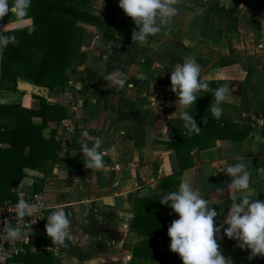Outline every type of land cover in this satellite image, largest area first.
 Instances as JSON below:
<instances>
[{
	"label": "crops",
	"instance_id": "crops-1",
	"mask_svg": "<svg viewBox=\"0 0 264 264\" xmlns=\"http://www.w3.org/2000/svg\"><path fill=\"white\" fill-rule=\"evenodd\" d=\"M38 1L31 0L28 9L31 23ZM54 4L57 15L50 17L60 21L54 40L71 49L70 60H79L81 52L84 56L74 70L67 71L63 86L44 94L47 102L63 106L65 116L56 124V158L47 171L23 166L25 175L14 187L44 188L46 202L39 222L43 235L17 243L49 252L45 264H183L170 250L167 234L178 214L159 201L160 177L178 169L173 148L167 144L178 132L187 135L184 158L188 161L180 170L178 186L187 182L198 189L218 212L217 225L227 215L233 195L264 200V0H180L171 24L143 44L132 42L137 26L119 7V0H56ZM47 26L39 22L31 34L28 27L22 28L28 31L24 38L42 43L39 40L47 36L41 31ZM19 29L11 12L0 20L4 35ZM184 57L195 58L201 80L209 85V91L198 92L195 104L187 109L198 120L199 134H189L184 127L176 111L178 97L171 91V69ZM115 69L125 74L123 88L104 79ZM225 83L232 88L231 102L220 105L223 114L216 119L209 110L215 103L212 90ZM4 84L0 73V99L17 102L18 113L29 115L38 107L32 91ZM31 120L39 121V116ZM13 122L10 112L0 113V146L8 145ZM48 128V123L42 125L43 137ZM85 130L103 139L102 170L84 167L79 149ZM235 156L242 157L240 162L251 175L247 193L227 188L232 178L225 169L237 162ZM142 186L149 187L147 197L156 199L152 211L167 219L153 236L154 243L146 247L138 244L152 235L151 225L140 219L136 229L129 225L131 199L139 196ZM58 207L71 220V237L64 245L52 243L45 230L47 216ZM140 211L144 215V206ZM216 238L232 264H264L261 256L249 260L250 249L239 248L223 228ZM135 244L139 248L133 253Z\"/></svg>",
	"mask_w": 264,
	"mask_h": 264
},
{
	"label": "clouds",
	"instance_id": "clouds-1",
	"mask_svg": "<svg viewBox=\"0 0 264 264\" xmlns=\"http://www.w3.org/2000/svg\"><path fill=\"white\" fill-rule=\"evenodd\" d=\"M179 3L180 0H119V7L137 26L132 30V42L146 43L149 36L157 35L162 27L170 25L178 12L176 5ZM30 6L31 0H11V4L9 0H0V20L11 12L19 27H28L31 34L35 28L27 19ZM17 42L15 36L0 32V47ZM201 71V66L194 57H184L182 63H177L171 69V91L178 97L175 102L176 111L178 110L179 118L184 121V127L189 134H199L200 127L187 109L195 104L198 92L209 91L208 83L200 78ZM104 79L117 89L123 88L125 84V74L120 69H115ZM231 91L228 83L212 90L215 103L209 110L214 118L219 119L223 114L220 107L222 103L231 102ZM4 103H7V99H0V104ZM102 144V138L90 135L87 130L83 132L79 150L84 157L86 169H104ZM234 158L237 162L225 169L232 178L227 188L233 192L247 193L251 175L247 166L240 162L242 157ZM217 191L222 193L224 189L218 188ZM159 201L178 214V219L170 223L167 234L170 237V250L179 255L183 264H232V260L222 254L221 245L217 242V234L222 228L229 239L237 241L239 248L250 249L249 260L257 256L264 257V200L252 199L249 194L241 197L233 195L227 215L219 225L214 220L218 212L190 183L181 182L176 191L162 193ZM37 210L35 205L21 199L16 205V219L33 216ZM36 222L34 220L32 224ZM4 225L5 239H17L27 229L22 230L8 220L4 221ZM224 225L228 227L224 228ZM45 230L54 244L64 245L66 239H70L71 220L63 208L58 207L47 216Z\"/></svg>",
	"mask_w": 264,
	"mask_h": 264
},
{
	"label": "trees",
	"instance_id": "trees-1",
	"mask_svg": "<svg viewBox=\"0 0 264 264\" xmlns=\"http://www.w3.org/2000/svg\"><path fill=\"white\" fill-rule=\"evenodd\" d=\"M55 1H38L32 15L31 24L44 22V25H48L45 31H41L42 36H47L39 40L43 41L42 43L38 41L33 43L30 40L27 42L28 39H25L24 36L28 31L19 29L11 32L15 33L11 36H15L18 42L9 43L6 47H2L0 73L6 83L4 87L14 89L17 80L35 84L37 91H33L32 95L38 98V107L30 109L29 115H24L18 113L17 102L0 104V113L10 112L14 118V122L10 127V137L6 139L8 145L0 146L1 201L12 196L10 190L17 186L22 176L25 175L22 169L23 166L38 169L45 173L50 166V162L56 158V146H53L55 143L54 133L57 122L65 116V109L58 103L47 102L44 94L53 91L55 86H63L68 79L67 71L74 70V66L80 63V59L82 60L84 56L81 52L79 53V60H70L72 58L71 49L54 40L53 35L59 32L55 25H59L60 22L50 17L57 15L54 10ZM15 31H18V33ZM36 52L40 53L35 57ZM31 116H39V121H32ZM194 119L196 122L198 121L197 118ZM45 123L49 124L47 137H43L41 134L42 125ZM186 137L187 135L180 131L167 141V144L173 148L178 169L160 177L161 194L176 191L180 170L188 164V161L184 158ZM33 189L38 190L39 188L35 186ZM155 200L154 196L137 195L131 199L133 216L129 224L130 228L136 229L137 220L139 219L142 220L141 223L144 225H151L153 228L152 235L144 238L138 244L140 247L153 244V236L159 234L161 229L165 227V220L167 219L160 217L158 213H154L151 209L150 205ZM141 206H144L145 216L140 211ZM21 244L22 249L13 256L14 261L21 264H45V261L49 260V252L29 250L27 243L21 241ZM139 246L137 244L132 246L133 253H136L135 249Z\"/></svg>",
	"mask_w": 264,
	"mask_h": 264
},
{
	"label": "built area",
	"instance_id": "built-area-1",
	"mask_svg": "<svg viewBox=\"0 0 264 264\" xmlns=\"http://www.w3.org/2000/svg\"><path fill=\"white\" fill-rule=\"evenodd\" d=\"M12 196L5 200L0 199V232L6 231L4 221L8 220L21 229L24 227H30L39 225L42 218L46 202L44 199L45 190L40 188L38 190H28L13 188L10 190ZM25 200L29 204H33L37 207V212L33 216H26L22 219H16V205L19 200ZM37 220L35 224L32 221ZM20 239L26 240L27 237H21ZM22 249V245L17 243V240H1L0 239V263L1 264H21L18 261L13 260L14 254Z\"/></svg>",
	"mask_w": 264,
	"mask_h": 264
},
{
	"label": "water",
	"instance_id": "water-1",
	"mask_svg": "<svg viewBox=\"0 0 264 264\" xmlns=\"http://www.w3.org/2000/svg\"><path fill=\"white\" fill-rule=\"evenodd\" d=\"M16 87L26 90V91H37V87L35 84H31L28 81H22V80H17L16 82ZM139 196H146L149 194V187L148 186H142L138 189L137 191ZM27 228V229H25ZM25 229V233H23L19 238L21 237H39L43 235L42 229L40 227V225H35V226H30V227H24L22 228V230ZM5 232V231H4ZM4 232H0V239L1 240H17V239H5L3 233Z\"/></svg>",
	"mask_w": 264,
	"mask_h": 264
}]
</instances>
